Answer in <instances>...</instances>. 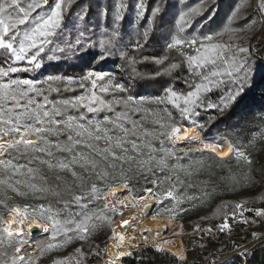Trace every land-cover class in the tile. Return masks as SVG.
<instances>
[{
  "label": "trees",
  "instance_id": "1",
  "mask_svg": "<svg viewBox=\"0 0 264 264\" xmlns=\"http://www.w3.org/2000/svg\"><path fill=\"white\" fill-rule=\"evenodd\" d=\"M252 1L250 0L249 3V0H184L181 4L180 0H145L148 11L144 18L137 19L134 14L136 0H125L128 9L118 28L122 45H128V57L137 61L134 65L128 59H121L118 54L108 56L103 61H94L91 54L80 60L77 58L81 55L80 53L73 55L69 52L67 58H63L65 56L63 53H55L62 58L53 61L45 59L40 69L32 72H18L11 76L43 81L48 75L57 74L72 76L78 80L82 70L90 66L93 70H116L120 74L126 88L125 92L112 88L108 93H100L97 88V94L107 101L126 99L129 95L137 99L164 96L165 88H172L184 95L190 90V84L198 82L187 65V57L197 55L195 47L185 46L183 55L176 50H167L164 47V37L174 31L175 18L179 10L190 7H199L203 10L202 15L193 18L192 26L184 33V35L203 36L222 32L229 24V16L239 6L240 11L230 23V27L236 31L215 36L213 43L231 45L227 50L228 54L235 52L237 45L249 47L250 53L247 55L251 56L253 62L264 63V14L262 20L256 22L257 16L252 9ZM49 3L51 4L52 0H49ZM113 3L114 0H76L66 14V27L63 33H58L57 36L51 38L53 43L47 45L46 53L51 55L53 53L48 51L49 49L56 45L64 46L68 39L74 40L79 29L85 26L94 29L96 36L93 39L95 40L104 26L108 28L112 26ZM158 3L164 10L155 19L148 41L142 48L136 50L133 45L137 34H142L143 30L148 27L151 9ZM26 4L27 0H21V6H26ZM102 8H106L109 13L106 22L99 15ZM82 9L87 10V15L83 22H79L77 16ZM42 12L43 9H37L32 15L35 16ZM28 26L26 23L20 25L19 28L25 29ZM140 39L143 40L142 35ZM97 51L99 50L93 49V53ZM143 57H166V59L163 65H157L152 60H144ZM4 60L5 55L3 50H0V64ZM171 63L177 64L178 67L168 73L162 72L160 76L149 78L158 69L163 70ZM133 68L136 72L146 75L137 76ZM37 87L43 90V95H30H33L34 101L42 104L44 95L49 101L72 99L84 94L91 85L86 83L85 89L75 87L74 90H67L63 84L57 82L53 84V87H59V92L49 91L47 83L37 84ZM228 88L227 84L214 88L212 92L206 94L205 103H219L221 96L226 94ZM46 107L51 112L52 104ZM119 111H126L128 114L126 127L132 128V121L136 122L135 131L139 141H148L152 147L157 149L156 152H151V149L141 147L140 159H146L149 154L157 158L163 156L164 153L159 151L161 140L164 141V148L175 147L174 155L167 157L169 167L164 169L156 167L155 161L152 162L151 170H148L147 165L138 167L135 162L124 163L122 161H113L115 167H111L102 156L92 154L91 157L99 161L98 171L106 174L103 179L98 178L93 172H87L76 166L74 170L85 177L83 180L72 177L67 171L54 173L46 166H40V173L33 182L45 187L58 185L59 196L51 192H29L21 189L20 185L16 187L26 192L27 195H17L6 185L0 186V223L1 219L11 214L10 208H23L36 202L45 207L50 206L52 213L56 214L62 222L69 218L73 220L74 223L68 225L69 227H74L75 223L83 221L86 216L93 217V220L89 221L90 225L93 223L96 225L94 228L90 227V235L85 240L72 239L66 243L63 234L53 239L50 231L49 238L35 239L39 247L38 255L36 257L26 255L24 260L19 261L18 264H55L57 261H62L63 264H98L101 261L104 248L110 239L112 219L116 212H113L109 205L107 209L104 208L107 203L103 202V196L99 200L90 199V188L93 184L103 195L105 193L106 202H109L107 193L111 187L126 183L133 197H140L148 185H153L151 195L155 197L156 203L151 215L159 218H172L181 224L184 234H188L195 240V244L185 250V259H180L168 250L158 251L154 246L147 245L131 252L130 255L116 259V264H203L227 248L250 241L254 233H264V216L257 214V210H264V80L257 78L255 87L247 90L242 100L230 104L222 112L215 108H199L197 109L199 115L193 117L192 120L181 119L179 111L169 103L157 104L150 101L142 103L140 110L126 108L123 104L116 106L114 112L89 113L84 107L68 108L62 116H56L54 119L65 120L68 116L78 118L84 115L86 119L79 123L90 127L87 123L89 119L102 121L105 116L114 118L115 112ZM168 113H171V121L168 119ZM158 119L164 123L177 124L180 132L185 129L199 131L202 139L218 137L222 149L214 153L196 149L184 151L181 147L173 145L166 137L158 135L162 130L160 124L156 123ZM193 121L202 123L204 126L198 128ZM52 127L60 129L58 133L54 131L48 134V139L53 142V149L56 142L61 145L71 143L67 140L69 130L65 129L63 124L52 125ZM145 131L156 135L145 136L143 135ZM71 135L74 137L73 130ZM137 136L130 134L129 139L135 140ZM127 147L131 146L127 145ZM230 147L243 151L251 160V164L246 163L243 158H237L234 152L230 153ZM76 150L89 154L87 149L79 146H76L73 153ZM73 153L54 151L52 160L70 158ZM129 154L138 155L136 152ZM30 155L42 156L43 154ZM14 156L17 154L15 153ZM14 163L27 165L28 156H18ZM38 164V161L33 160L29 166ZM121 168H123L122 176ZM57 174L67 180V183L64 180H57L55 178ZM40 175L46 176L47 180L40 179ZM0 178L6 177L0 173ZM14 181L12 177L9 182L14 183ZM257 182H259L258 185H256ZM167 191H172L176 199L165 197L163 194ZM36 195L41 198H34ZM74 195L89 197V199L82 201L79 205L73 201L65 207L64 202L72 201ZM237 204L242 207L237 208ZM97 217L101 219H96ZM230 218L232 221L229 228L221 230L220 226ZM68 235L73 236L74 233ZM5 236L0 230V239ZM13 243L8 245L5 239L0 242V264H9L13 256ZM48 244L58 246L49 249ZM77 249H80L79 253ZM220 264H264V242H256L247 251L233 255Z\"/></svg>",
  "mask_w": 264,
  "mask_h": 264
},
{
  "label": "snow or ice",
  "instance_id": "2",
  "mask_svg": "<svg viewBox=\"0 0 264 264\" xmlns=\"http://www.w3.org/2000/svg\"><path fill=\"white\" fill-rule=\"evenodd\" d=\"M76 0H27L26 6H21V0H0V50H3L5 60L0 64V173H3L6 178H0V186L6 185L8 189L16 192L17 195H27L26 192H22L16 185H23L25 188L30 189L33 193H46L51 192L55 196H59L60 192L57 190L58 185H48L47 187L34 183L37 174L40 173V166H46L48 170L54 173L67 171L71 173V176L80 180L85 177L77 173L74 170V166L85 169L87 172L95 173L98 178L103 179L106 175L98 171L99 161L94 157L90 158V154L83 152L73 153V148L76 145L83 144L86 148H91L97 154H101L98 147L91 143H86L84 139H77L73 141L71 135L72 130H76L77 136H83V133H87V139L89 141H105V147L102 150V155L105 160L108 161V165L115 167L113 161L135 162L138 167L144 165L148 166V170L152 168V162L155 161V166L161 169L169 167L167 164V157L174 155L175 147L164 148V141L161 140V148L159 151L164 155L157 158L151 154L146 159H140L141 147H147L151 149V152H156L157 149L152 147L148 141H139V137L135 131L136 122L132 121L133 127H126V122L129 117L126 111L115 112V117L105 116L103 120H88V126L79 123L86 119L84 115H80L78 118L75 116H68L65 120H56L54 117L62 116L68 108H80L84 107L89 113H99L101 111L114 112L115 107L123 104L126 108L131 107L136 110H140V105L144 102H152L157 104L169 103L176 108L181 119L192 120L193 117L199 115L197 109L199 108H215L219 111H223L230 104L238 103L243 99L247 90L254 88L257 78L264 80V63H254L250 53V48L242 45H237L235 52L228 54L227 50L231 45L222 43H213L215 36L223 35L225 32H234L235 29L230 27L231 20L240 11L239 6L229 16V24L225 26L222 32L215 34L199 35H184L186 29L190 28L195 16L202 15L203 10L199 7L181 8L175 18L174 31L170 32L165 39L164 47L167 50H176L183 55V49L185 46L192 48L195 47L197 55L187 57V65L193 75L196 76V83L189 85L190 90L187 94H180L172 88H165V95L155 98H135L131 95L126 99H113L111 101L104 100L97 94V88L99 86L100 93H108L110 89L114 87L119 92H125L126 88L122 83L112 84L113 76L110 73L95 71L90 66L82 70V74L77 80L72 76H62L57 74H50L46 80L35 79H20L13 78L11 74L18 72H32L42 67L44 60L53 61L59 60L62 57L55 55V53H63L67 58V54L71 52L73 55L80 53L77 58L83 60L89 54L92 55L93 60L103 61L108 56L119 55L121 59H128L131 64H135L137 61L128 57L127 47L128 45H122L121 33L118 25L124 18V15L128 9V5L125 0H114L113 12H112V26L108 28L104 26L98 37L94 40L96 32L93 28L85 26L79 29L75 39H68L65 41L64 46L56 45L54 48L48 51L53 54L48 55L46 53V47L52 44V37L57 36L58 33H63L66 20V14ZM183 4L184 0H180ZM250 3V0H249ZM47 6V7H45ZM37 9H43L42 13H37L35 16L32 14ZM257 9L261 14H264V0H259ZM161 4H157L151 9L150 17L148 19V27L141 33L137 34V39L133 47L138 50L144 46V43L148 41L149 34L152 30V25L155 19L163 12ZM148 11L145 0H136L134 14L137 19H142L145 13ZM87 10L82 9L78 14L77 19L79 22H83L86 18ZM100 17L106 22L108 18V10L102 8L99 12ZM28 24L25 29L19 28L20 25ZM142 35L143 40L140 39ZM19 37V39H18ZM93 49L99 51L93 53ZM240 54H245L241 56ZM144 60H152L157 65H163L166 57H143ZM178 67L177 64L171 63L164 67L163 70H157L149 78L160 76L163 73H168L175 70ZM133 72L137 76H144L136 72L133 68ZM101 84L100 82L105 81ZM61 83L67 90H74L75 87L81 89L86 88V83H90L91 87L87 88L84 94H81L72 99H61L57 101H49L46 95L43 96V103L34 101L33 95H43V90L37 87V84L49 85V91H60L59 87H53L55 83ZM229 85L228 91L225 95L221 96L219 103H205L206 94L213 91L214 88H219L223 85ZM35 106L33 107V105ZM52 104L51 112L46 105ZM166 111V109H165ZM168 119L171 121V113H168ZM156 123L160 124L158 135L166 137L167 140L172 141L173 145L177 140L187 141L190 146L194 142H198V135H189L188 130L185 129L184 134L181 136L180 128L175 123H164L159 119ZM194 125L198 128H202V123L193 121ZM63 124L65 129L69 130L67 140L71 143L61 145L59 142L55 143L53 149V142L48 139V134L56 131H60L58 128H53L52 125ZM110 126V127H109ZM137 136V139H129V135ZM143 135H156L155 133H149L145 131ZM31 137H35L33 140ZM40 141V143H36ZM203 143L205 148L216 147L215 144ZM130 145L131 147H127ZM222 147V145L220 146ZM54 151L73 153L72 156L65 157L63 159L56 158L54 161L46 159V157H52ZM16 153L17 156H13L12 153ZM136 152L137 156H132L129 153ZM229 152H234L237 158H243V160L251 164V160L244 154L243 151L234 147L229 148ZM35 153H42V156L30 155ZM227 155V153H226ZM18 156H28V164L14 163ZM39 162L37 166H29L32 161ZM22 169H26V172H22ZM17 174L24 176L25 179H16L14 183H10L12 177ZM123 175V168H121V176ZM57 180H65L60 175H56ZM115 178V177H113ZM40 179L47 180L46 176L40 175ZM125 187L128 185L125 183ZM83 187V186H81ZM87 190V189H85ZM151 192V189H146ZM90 199L99 200L102 198L103 193L97 188L95 184L90 188ZM114 195V194H113ZM165 197L176 199L173 196L172 191H167L163 194ZM34 198L40 199L41 196L36 195ZM89 199V197H82L80 195H74L72 201H65V207H68L69 203L75 202L81 204L82 201ZM140 199H144L141 197ZM145 208L148 205L144 206ZM237 208H241L242 205L237 204ZM104 208H108V204L104 205ZM112 211L116 209L113 207ZM9 212L16 213L20 219L18 223L23 226L25 220L31 218L29 229L32 225L36 227L43 226L44 232L51 230L53 239L57 235L63 234L65 236V243L72 239L85 240L90 235V227L94 228L96 225L89 224V221L93 220V217L86 216L83 221L75 223L74 227H69L74 223L73 220H62L52 213L50 206L45 207L39 205L32 207L29 211L28 206L12 207ZM257 214L264 216V210H257ZM96 219H101L97 217ZM37 220L40 223H37ZM127 224V221H124ZM221 230L228 228V224L224 223L220 226ZM4 233H7L6 237L0 239H7L11 244L15 241L16 244L23 246L28 241L23 238L24 233L22 228L15 230V236L13 231L9 228L3 229ZM69 233H74L73 236H69ZM159 234V232H157ZM255 236V233L253 234ZM119 236L120 240H123V236L113 232V237ZM58 245L48 244V248L52 249ZM117 247L120 245L117 244ZM157 250L160 247L157 246ZM78 253L80 249L76 250ZM15 252H20V247H15ZM131 254L130 252L128 253ZM123 255L120 253L117 255ZM24 260V256L13 255L9 264H18L19 261ZM55 264H63L62 261H57Z\"/></svg>",
  "mask_w": 264,
  "mask_h": 264
},
{
  "label": "bare ground",
  "instance_id": "3",
  "mask_svg": "<svg viewBox=\"0 0 264 264\" xmlns=\"http://www.w3.org/2000/svg\"><path fill=\"white\" fill-rule=\"evenodd\" d=\"M257 2H259V0H257ZM184 132L185 131H181L179 135L182 136ZM188 133L189 135H198V142H194L189 146L187 141L177 140L175 142V146L212 152L221 151L222 147L220 146L222 144L218 137L202 139L199 136L198 132L194 129H188ZM199 141H203L204 143L209 144H215L217 146L205 148L203 146V143H200ZM128 192V187H125L124 185L111 187L108 191L109 199L113 203H117L119 205V208L122 210V213H120V215L118 217H115L113 220L112 232L115 231V233L122 235L123 240H120L119 236L113 237L112 234V237L106 247V263L111 264L114 260L117 259L116 257L120 253H123V255H120L119 258L129 255V252L131 253L135 250L144 248L143 243L145 241H148L150 245L154 246L156 249L157 246H159L160 250H168L177 257L184 258L185 251L181 239L178 236H166V233L175 224L174 221L170 217L159 218L150 214L155 203L153 197L150 196H143L144 199H137V207L139 209V214L137 215L134 212V207L128 196ZM103 198H105V193L103 195ZM145 205H148V207L145 208ZM19 219L20 217L14 212L5 216L2 219L3 229L9 228V230L13 231V235H15V230L18 228H22L24 236L29 235L30 237L38 236L44 232V225H42L41 227H36L35 225H32L31 229L34 227L37 229V231L35 234H31L29 229L31 219H26L23 226L18 223ZM135 219H137L138 221L134 224L132 222ZM124 221H127V224H124ZM37 223H40V221L37 220ZM155 226L157 227L156 230H154ZM157 232H159V234H157ZM47 235H41V237ZM117 244H119L120 246L117 247Z\"/></svg>",
  "mask_w": 264,
  "mask_h": 264
},
{
  "label": "rangeland",
  "instance_id": "4",
  "mask_svg": "<svg viewBox=\"0 0 264 264\" xmlns=\"http://www.w3.org/2000/svg\"><path fill=\"white\" fill-rule=\"evenodd\" d=\"M254 1H255V0L252 1V9H253V11H255V13H256V16H257V17H256V22H258V21L262 20V15H263V14H261L260 12L258 13V12L255 10V8H254ZM95 71H97V70H95ZM102 72H107V73L112 74V76H113L112 84H113V85H114L115 83H122V84H124L123 81H122L121 78H120V74H119V72H117L116 70H103ZM107 79H108V78L106 77V78H105V81H102V82H100V83H101V84L106 83V82H107ZM98 88H99V86H98ZM113 88H114V87H113ZM110 90H111V89H110ZM96 91H97V90H96ZM179 128H180V127H179ZM198 132H199V131H198ZM73 133H74V137H73L74 141L77 140V139H84L86 143H91V144L95 145L96 147H98V149L100 150V153H101V154H97V152L93 151V149H91V148H86V147H84L83 144L76 145V146L82 147V148H84V149H87L86 151H89L90 158H91V155H92V154L100 155V156L103 157V155H102V150H103V148L105 147V141H104V140H100V141H94V140H92V141H89V140L87 139V133H86V132L83 133V136H82V137H81V136H77V134H76V130H73ZM198 134H200V132H199ZM199 136H201V134H200ZM263 137H264V129H263ZM31 139L35 140L34 137H31ZM75 148H76V147H74L73 150H74ZM181 148H182V150H184V151H185V150H188V148H183V147H181ZM196 150H197V149H196ZM77 151L82 152L81 150H76L75 152H77ZM83 153L87 154L86 152H83ZM213 153H214V152H213ZM14 155H15V153H13V156H14ZM0 158H2V157H0ZM46 158L52 160V157H46ZM74 167H75V166H74ZM76 167H77V168H81V167H79V165H76ZM21 171H22V172H26V169H22ZM13 178H14V180H16V179H25L24 176H21V175H19V174H17V175L14 176ZM258 184H259V182L256 183V185H258ZM20 186H21V189L28 190L29 192H32L30 189L25 188L23 185H20ZM128 189H129V188H128ZM146 189H151V190H153V185H148V186L146 187ZM146 189H145L143 195H141L140 197H133L131 191L129 190V192H128V196H129V198H130V200H131V202H132V205H133V207H134V212H135L137 215L139 214V209H138V207H137V199H139V198H141V197H143V196H150V197H153L154 202L156 203L155 197L151 195V192L146 191ZM107 199H108L109 202H106V201H105V198H102V200H103L104 203H107L110 207H112V208L114 207V208L116 209V211H115L116 214H115V216H114L113 219H112V223H113L114 218H115V217H118V216L120 215V213H122V210L119 208V205H118L117 203H113V202L109 199V197H108V193H107ZM135 203H136V204H135ZM155 203H154V205H155ZM154 205H153V207H154ZM38 206H39V204H36V202H32V203H30V205L28 206V207H29V211L32 210V207H37V208H38ZM136 207H137V208H136ZM152 210H153V209H152ZM12 213H13V212H12ZM12 213H11V214H12ZM151 213H152V211H151ZM151 213H150V214H151ZM30 219H31V218H30ZM171 219H172V218H171ZM172 220H173V219H172ZM137 221H138V220L135 219L132 223L135 224ZM173 221H174V220H173ZM231 221H232L231 218L228 219V220L226 221V223L228 224V226H230ZM174 223H175V224L173 225V227H172V228L166 233V236H168V237H177V236H178V237L181 239V242L183 243L184 251H185L187 248H191V247L195 244V240H194L192 237H190L188 234H184V233L182 232V228H181V224H180V223H177V222H175V221H174ZM2 224H3V222H2V219H1L0 230L3 232ZM127 226H129V225H127ZM228 228H229V227H228ZM228 228H225V229H228ZM50 231H51V230H50ZM50 231H49V234H48V232H47V233H46V232H43V233H41V234L38 235V236H41V235H47V234H48L47 236H44V237H45V238H49V236H50ZM209 231H210V230H209ZM3 233H4V232H3ZM4 234L7 235L6 233H4ZM112 234H113V232H112V225H111L110 239H111V237H112ZM210 234H211V232H210ZM14 236H15V235H14ZM37 238H38V237H37ZM110 239H109V241H110ZM109 241H108V243H109ZM12 242L15 243V241H12ZM256 242H264V233H256L255 236H253V238H252L250 241L246 242L245 244H237L235 247L227 248V249L223 250L222 252H220L218 255L212 256L208 261L204 262L203 264H215L216 262H218V261L221 260L222 258L227 257V256H229V255H231V254H241V253L247 251L248 249H250V248H251ZM106 245H108V244H106ZM147 245H150V243H149L148 241H145V242L143 243V246H147ZM106 247H107V246H105L104 251H103V257H102L101 261H100L98 264H103L104 256H105V258H106V255H105V253H106ZM117 260H118V259H117ZM117 260H114L111 264H116L115 262H116ZM104 264H107L105 260H104Z\"/></svg>",
  "mask_w": 264,
  "mask_h": 264
},
{
  "label": "built area",
  "instance_id": "5",
  "mask_svg": "<svg viewBox=\"0 0 264 264\" xmlns=\"http://www.w3.org/2000/svg\"><path fill=\"white\" fill-rule=\"evenodd\" d=\"M257 4H258V2H257V0H255L254 1V8L259 13V11L257 9ZM37 237H41V236H35V237H30L29 235L23 236V238L28 241L23 246H20L16 243L12 242L13 243V255H20V256H24V257L26 255H31L32 257H36L38 255V252H39V247H38L36 240H35ZM5 241L8 245H12V243L10 244L7 239H5ZM15 247H20L19 253L15 252Z\"/></svg>",
  "mask_w": 264,
  "mask_h": 264
},
{
  "label": "water",
  "instance_id": "6",
  "mask_svg": "<svg viewBox=\"0 0 264 264\" xmlns=\"http://www.w3.org/2000/svg\"><path fill=\"white\" fill-rule=\"evenodd\" d=\"M36 139V138H35ZM172 142V141H171ZM173 143V142H172ZM157 229V227L155 226L154 227V230H156ZM36 231H37V229L36 228H32V229H30V233L31 234H35L36 233ZM142 249V248H141ZM233 255H236V254H231V255H229V256H227V257H224V258H222L221 260H219L218 262H216L215 264H220L221 262H223V261H225L226 259H228V258H230L231 256H233ZM186 258V255H185V257L184 258H180V259H185ZM120 263H121V260H120Z\"/></svg>",
  "mask_w": 264,
  "mask_h": 264
}]
</instances>
